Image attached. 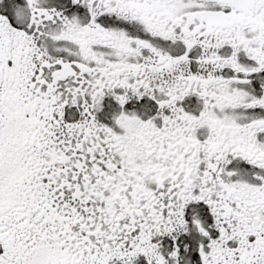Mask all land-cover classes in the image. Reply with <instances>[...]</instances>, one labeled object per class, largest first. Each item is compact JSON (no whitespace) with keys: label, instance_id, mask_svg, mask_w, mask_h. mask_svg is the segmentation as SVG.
I'll list each match as a JSON object with an SVG mask.
<instances>
[{"label":"snow or ice","instance_id":"1","mask_svg":"<svg viewBox=\"0 0 264 264\" xmlns=\"http://www.w3.org/2000/svg\"><path fill=\"white\" fill-rule=\"evenodd\" d=\"M0 264H264V0H0Z\"/></svg>","mask_w":264,"mask_h":264}]
</instances>
